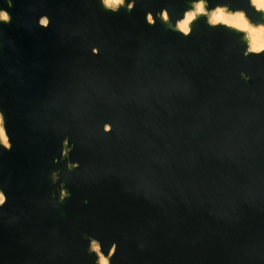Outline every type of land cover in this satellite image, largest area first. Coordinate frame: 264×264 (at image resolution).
<instances>
[{"label":"water","instance_id":"obj_1","mask_svg":"<svg viewBox=\"0 0 264 264\" xmlns=\"http://www.w3.org/2000/svg\"><path fill=\"white\" fill-rule=\"evenodd\" d=\"M198 1L0 0V264H264V50L208 15L264 10Z\"/></svg>","mask_w":264,"mask_h":264},{"label":"bare ground","instance_id":"obj_2","mask_svg":"<svg viewBox=\"0 0 264 264\" xmlns=\"http://www.w3.org/2000/svg\"><path fill=\"white\" fill-rule=\"evenodd\" d=\"M106 4L119 2V0H104ZM253 4L257 8L264 10V0H252ZM205 10L204 0H200L195 4V8H191L186 11L185 16L178 21L177 28L184 32L190 30L191 22L196 18V16ZM210 16L209 20L213 23H225L227 25L233 26L235 28L244 30L246 32L249 44L252 50L261 51L264 50V25H254L249 22L245 13L242 11L230 12L226 10L225 6H217L214 9L209 10ZM163 19L168 21V16L166 12L163 13ZM152 21V17H149ZM43 23H46V18H44ZM2 114L0 113V138L4 144L9 145L8 137L5 129L2 126ZM1 202L4 201L5 196L2 191H0ZM99 247V245H97ZM109 257L100 255V264H108Z\"/></svg>","mask_w":264,"mask_h":264},{"label":"rangeland","instance_id":"obj_3","mask_svg":"<svg viewBox=\"0 0 264 264\" xmlns=\"http://www.w3.org/2000/svg\"><path fill=\"white\" fill-rule=\"evenodd\" d=\"M124 2V0H119V2H115V3H109V4H107L108 6H113V7H115V6H117V5H119V4H121V3H123ZM106 3V2H105ZM205 7V6H204ZM259 9H261V8H259ZM226 10H228L227 8H226ZM230 12H234V11H230ZM243 12V11H242ZM202 13H207V9L205 8V10L202 12ZM4 15H6L7 16V18H8V14L5 12V11H3L2 12V14H1V16H2V18L4 17ZM208 15L210 16V13H208ZM212 22V21H211ZM249 22H251L250 20H249ZM213 23V22H212ZM252 23V22H251ZM253 24V23H252ZM258 26V25H257ZM250 46V45H249ZM251 48V47H250ZM0 113H1V111H0ZM2 114V113H1ZM2 126H3V120H2ZM4 128V127H3ZM4 143V142H3ZM6 145V144H5ZM8 146V145H7ZM0 202H1V199H0ZM98 245V243H93V249H95V250H97V252L99 253V256L100 255H102V256H105L101 251H100V247H98L97 246Z\"/></svg>","mask_w":264,"mask_h":264},{"label":"snow or ice","instance_id":"obj_4","mask_svg":"<svg viewBox=\"0 0 264 264\" xmlns=\"http://www.w3.org/2000/svg\"><path fill=\"white\" fill-rule=\"evenodd\" d=\"M3 18L7 19V16H6V15H4V17H3Z\"/></svg>","mask_w":264,"mask_h":264}]
</instances>
